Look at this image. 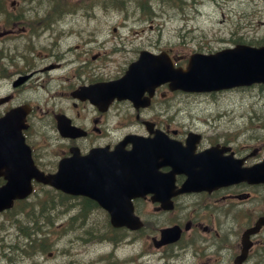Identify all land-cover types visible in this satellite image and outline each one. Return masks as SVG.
I'll use <instances>...</instances> for the list:
<instances>
[{
    "label": "flooded vegetation",
    "instance_id": "flooded-vegetation-1",
    "mask_svg": "<svg viewBox=\"0 0 264 264\" xmlns=\"http://www.w3.org/2000/svg\"><path fill=\"white\" fill-rule=\"evenodd\" d=\"M133 14L129 18L147 13ZM150 17L148 26H122L120 0H110L109 5L107 0H4L0 113L29 104L23 134L34 162L45 172L57 173L60 161L73 153L106 154L126 133L153 137L160 132L167 142L176 143L167 147L166 156L187 162L190 171L185 164L164 162L153 173H140L152 180L136 181L137 187L147 185L150 191L129 201L144 226L135 231L122 228L123 238L138 246L116 264H148V258L145 263L139 260L151 248L162 264H264V123L201 126L196 109L186 106L187 95L193 94L171 89L164 77L152 90L139 85L137 105L108 97L101 84L121 77L131 62L160 53L166 66H185L193 51L186 42L172 44L162 28L152 26L155 16ZM46 144L51 146L49 156ZM163 151L157 150L159 162ZM100 162L79 165L93 175L89 181L104 190L122 188L124 182L117 179L122 171L108 172L104 181L97 178L99 169L117 167ZM79 165L68 161L66 169L72 174ZM190 176L199 180L192 189L172 195L171 208H162L152 198L178 189ZM224 176L226 182L212 181ZM54 191L72 204L75 200L79 210L104 211L86 195ZM165 226L178 227L179 234L155 247ZM141 230L144 233L138 234Z\"/></svg>",
    "mask_w": 264,
    "mask_h": 264
},
{
    "label": "rangeland",
    "instance_id": "rangeland-1",
    "mask_svg": "<svg viewBox=\"0 0 264 264\" xmlns=\"http://www.w3.org/2000/svg\"><path fill=\"white\" fill-rule=\"evenodd\" d=\"M127 6L131 9L137 5L136 1H125ZM153 6L156 8L157 4L153 1ZM189 5V3H188ZM202 13H199L196 18V24L203 28V33H195L196 36L188 40L187 48L192 46H212L219 44L214 40L212 43H206L211 38L219 35L228 34V39H234L235 42L250 40H262L264 44V0H226L222 4V8H217L211 3H203L201 5ZM213 12L212 15L217 17L212 18L207 16V12ZM169 11L165 9V13L160 16L152 17L156 22L163 21L167 17ZM206 12V13H205ZM226 16V19L222 17ZM204 16H207L206 18ZM119 18V17H117ZM223 19V20H222ZM151 17H147L146 25L150 22ZM225 20V21H224ZM113 18L108 17V22H112ZM137 25L136 22H134ZM173 24L168 23L170 26ZM127 25V19L126 23ZM211 28V29H210ZM220 32H211V30H219ZM222 30L229 33H223ZM173 31V30H172ZM218 32V34H217ZM174 34V31H173ZM193 34H185V38L189 39ZM256 45V44H254ZM187 107L196 109V116L202 117L210 113V120L213 124L219 120L229 125H240L242 122L261 124L264 123V88H259L258 85L246 87L242 89H233L226 93L216 94H199L187 95ZM40 186L36 187V195L40 197L45 196V192ZM32 198V197H31ZM30 198V199H31ZM15 213H0V264H33L31 258L20 256L8 259L4 257L7 254V245L9 243L10 235H15L14 226H12V217ZM97 218V212L93 211L89 214V220ZM65 222V221H64ZM93 224V223H90ZM83 231V226L80 225ZM95 226L101 227L98 224ZM81 233L79 230L74 231H61L53 235V245L50 250L53 251L52 255H36L34 256L36 264H69L74 261L77 264H86L88 257L92 255L93 251H103L105 243L96 244L91 248L85 247L80 241H76L75 234ZM82 237V236H80ZM126 248L124 251H128ZM117 255H121L122 251L117 250ZM144 259V258H141ZM156 259H153L149 264H156Z\"/></svg>",
    "mask_w": 264,
    "mask_h": 264
},
{
    "label": "water",
    "instance_id": "water-1",
    "mask_svg": "<svg viewBox=\"0 0 264 264\" xmlns=\"http://www.w3.org/2000/svg\"><path fill=\"white\" fill-rule=\"evenodd\" d=\"M262 53L264 46L255 49L237 45L234 49H224L214 55L195 54L188 63L186 73H181L186 75H183L181 80L178 78L177 82L188 90H208L264 80ZM23 116L24 112L18 114L19 118ZM21 127L22 124L18 120L8 122V115L0 117V175L6 178L0 185V209L11 205L14 197L25 196L31 189L30 178L33 176L53 184L50 174L43 175L33 165L29 148L21 134ZM137 158L130 153V160ZM138 161L145 163V158ZM115 219L120 221V218L112 213V221L115 224L120 223ZM128 225L133 227L131 222Z\"/></svg>",
    "mask_w": 264,
    "mask_h": 264
},
{
    "label": "trees",
    "instance_id": "trees-1",
    "mask_svg": "<svg viewBox=\"0 0 264 264\" xmlns=\"http://www.w3.org/2000/svg\"><path fill=\"white\" fill-rule=\"evenodd\" d=\"M46 210H45V206L42 205L41 207V211H36L34 208L32 207H29L27 210H26V214L28 216V220L29 222L32 224V225H36L37 223V220H38V217L41 213H45Z\"/></svg>",
    "mask_w": 264,
    "mask_h": 264
},
{
    "label": "bare ground",
    "instance_id": "bare-ground-1",
    "mask_svg": "<svg viewBox=\"0 0 264 264\" xmlns=\"http://www.w3.org/2000/svg\"><path fill=\"white\" fill-rule=\"evenodd\" d=\"M93 225L95 226V224L93 223ZM96 228H101V227H98V226H95Z\"/></svg>",
    "mask_w": 264,
    "mask_h": 264
}]
</instances>
